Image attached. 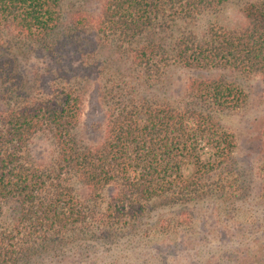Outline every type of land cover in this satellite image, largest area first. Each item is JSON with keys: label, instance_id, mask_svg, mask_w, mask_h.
Returning a JSON list of instances; mask_svg holds the SVG:
<instances>
[{"label": "trees", "instance_id": "trees-1", "mask_svg": "<svg viewBox=\"0 0 264 264\" xmlns=\"http://www.w3.org/2000/svg\"><path fill=\"white\" fill-rule=\"evenodd\" d=\"M62 1L0 0V29L20 45L59 63L72 46L85 52L81 36L94 46L78 68H58L46 90L26 87L12 50L0 52V264H64L68 253L87 257L98 246L110 252L150 235L141 224L152 208L178 212L153 230L176 231L193 223V206L215 198L233 205L252 191L237 169L236 135L219 115L247 102L233 76L264 77V0H101L97 14L80 11L60 34ZM228 5L243 25L193 27ZM99 47L115 58L88 61ZM174 66L217 74L192 78L175 101L144 92ZM89 78L105 121L92 144L76 134ZM39 134L55 147L47 164L27 155ZM260 174L264 201V161Z\"/></svg>", "mask_w": 264, "mask_h": 264}, {"label": "rangeland", "instance_id": "rangeland-1", "mask_svg": "<svg viewBox=\"0 0 264 264\" xmlns=\"http://www.w3.org/2000/svg\"><path fill=\"white\" fill-rule=\"evenodd\" d=\"M101 0H63L61 4L62 26L60 34L72 26L74 16L80 11L97 14ZM235 28L245 23L244 17L235 5H228L216 15H205L193 25L196 31L202 32L211 21ZM84 41L85 52L80 48L70 47V53L65 54L61 62L51 57L47 52L31 49L26 44L20 45L7 31L0 29V52L11 49L8 57L19 62L26 87L46 90L51 84V78L58 68H78L82 55L94 50L88 39ZM96 56H90L88 61L101 64L104 60L115 58L107 48L99 47ZM85 57V56H84ZM64 68V69H66ZM78 70V69H77ZM217 72L196 71L183 67H171L162 85L145 89V93L156 97L175 101L185 91L186 85L194 77H212ZM82 75V74H81ZM237 81L248 93L247 102L237 111L221 113L222 125L232 131L237 138L235 152L237 169L247 181L252 191L233 205L221 199H210L190 208L194 215L191 225L181 226L179 230L155 229L157 223L167 227V220L177 211L152 210L141 227L148 230L149 236L125 239L119 248L107 251L101 246L96 252H87V257L80 258L78 254L68 253L64 264H264V201L259 197L263 180L260 169L264 161V77H236ZM85 91V102L81 122L76 130L79 139L92 144L101 140L104 133V113L98 97L96 81L91 78L82 85ZM29 158L35 162L47 164L53 160L55 147L48 136L39 134L30 143ZM77 192L84 196L85 188L74 180ZM113 192L108 188L104 194ZM161 220H163L161 222ZM171 227H175L173 224Z\"/></svg>", "mask_w": 264, "mask_h": 264}]
</instances>
